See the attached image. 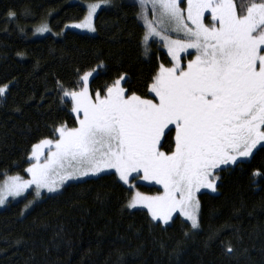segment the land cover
Returning a JSON list of instances; mask_svg holds the SVG:
<instances>
[{
  "label": "trees",
  "instance_id": "16d2710c",
  "mask_svg": "<svg viewBox=\"0 0 264 264\" xmlns=\"http://www.w3.org/2000/svg\"><path fill=\"white\" fill-rule=\"evenodd\" d=\"M98 1L0 0V86H9L0 98V183L25 176L32 145L53 138L55 127L76 126L57 81L74 90L80 74L102 66L93 95L123 74L129 93L147 96L159 65L170 66L156 43L144 51L139 8L126 0L96 14L93 35L63 31L84 18L82 3ZM41 24L51 33L36 35ZM220 175L215 194H198L196 231L179 216L162 226L129 209L131 190L112 173L69 183L27 212V198L10 202L0 211V264H264V150Z\"/></svg>",
  "mask_w": 264,
  "mask_h": 264
},
{
  "label": "snow or ice",
  "instance_id": "6c2138e0",
  "mask_svg": "<svg viewBox=\"0 0 264 264\" xmlns=\"http://www.w3.org/2000/svg\"><path fill=\"white\" fill-rule=\"evenodd\" d=\"M137 2L145 51L149 39L158 38L171 66L159 65L146 84L147 96L129 93L123 74L94 96L91 71L78 76L74 90L57 81L61 103L65 97L71 100L77 126L62 124L53 138L32 145L28 159L35 163L25 169L30 179L8 176L0 185V206L33 185L40 197L41 190L56 193L66 181L114 170L129 187L136 173V179L163 188L155 196L134 192L129 209L146 208L153 221L165 225L178 211L195 230L200 227L196 193L216 192L221 171L252 157L258 145L264 150V0H247L239 8L235 0H187L186 9L182 0ZM108 3L89 4L87 15L71 27L95 32L93 17ZM205 13L212 23L204 22ZM15 15L8 13L10 19ZM49 31L47 24L35 29ZM189 49L194 50L191 59ZM183 59H188L186 67ZM8 88L0 86V98ZM173 131V143L163 151Z\"/></svg>",
  "mask_w": 264,
  "mask_h": 264
},
{
  "label": "rangeland",
  "instance_id": "374dc122",
  "mask_svg": "<svg viewBox=\"0 0 264 264\" xmlns=\"http://www.w3.org/2000/svg\"><path fill=\"white\" fill-rule=\"evenodd\" d=\"M126 1H128V2H132V3H135V4L138 6V8H139V12H140V6H139L137 0H126ZM98 2H100V1H98ZM98 2H84V3H82L83 6L86 8V13H85V15H87V8H88V5H89V4L98 3ZM107 6H108V4H106V5H105V4H102L101 7L97 9L96 14H97L102 8L107 7ZM181 6H182L183 8L186 9V7H187V0H182ZM148 14H149V17H150V16H151V8H150V6H149V9H148ZM95 16H96V15H95ZM95 16L93 17V25H94V19H95ZM205 17L207 18V19L204 21L206 24H210V23H212V21H211V17H210V13H205ZM138 19H139V22L143 25V27H144V29H145V26H144V22H143V20L140 19L139 16H138ZM185 19H187V13H186V12H185ZM82 20H83V19H82ZM82 20H81V21H82ZM81 21H79V22H73V23H69V24H67V25L64 27L63 31L69 30V31H74V32H78V33H82V34H89V35H93V34H95V32H89V31H87L86 29H81V28H74V27H71V25L79 24ZM145 31H146V29H145ZM46 33H51V31H49V32H45V33H43V34H46ZM43 34L36 33V35H43ZM169 34H170L173 38H178L176 33H169ZM144 35H145V34H144ZM151 43H156V44H157V45H158V46H159V47H160V48H161V49L167 54L168 58H169L170 61H171V57L169 56V54H168V50H167V48L164 46V42H163V41L159 40L158 38L151 37V38L149 39V41H148V45H147V47H148V51H149V49H150V44H151ZM142 45H143V49H144V51H145V44H144L143 41H142ZM145 52H146V51H145ZM188 52L191 53L192 55H188V54H186V53H181V56L183 57V56H185V55H188V59H191L192 56L194 55V50H193V49H189ZM188 59H183V60H182V64H183V66H185V67L187 66ZM171 63H172V61H171ZM170 66H171V64H170ZM101 68H102V66H100V67H96V68L90 70V71L93 73L92 77L95 76V74H96V73L99 71V69H101ZM92 77H90V80H91ZM81 83H82V82H81ZM122 83H123V82H122ZM148 95H150V94H148ZM93 96H94V95H93ZM65 99H66V100H69L70 103H71V100H70L69 98L65 97ZM71 105H72V103H71ZM81 118H82V116H81ZM76 126H77V125H76ZM167 146H168V144H167L166 146H164V148H163L162 150H163V151H168L169 148H168ZM258 147H260V146L258 145L257 148H258ZM45 151H47V149H45ZM254 151H255V150H254ZM248 159H249V158H248ZM248 159H247V160H248ZM28 161H29V159H28ZM244 161H246V160H244ZM32 163H35V161H29V165H28L27 167H29L30 164H32ZM232 166H234V165H230V166H228V167H232ZM27 167H26V168H27ZM109 173H112V174L115 175L114 170H109V171H106V172H102V173L98 174L97 176H88V177H83V178H80V179H77V180L66 181V182L60 187V190H59L58 192H60V191L62 190V188H63L64 186H66L67 184H69V183L80 182V181H83V180H86V179H90V178L98 177V176H100V175H102V174H109ZM140 175L142 176V173H141ZM8 176H16V175H8ZM8 176H6V177L3 179V181L0 183V185L3 184L4 180H5ZM19 176L23 177L24 179H30V176L28 175L27 172H25V176H22V175H19ZM115 176H116V175H115ZM136 176H137V174H136V173H133L132 176L129 178L132 187H129V185L124 184L123 182L120 181L124 186H126L127 188H129V189L131 190V197H132L133 193L136 192V191H139V192H141V193H143V194H145V195H148V196H155V195H158V194H159V192H157V194H156V193H154V194H148V193L143 192V191L141 190V187H143V186H144V187H149V186H151L150 184H152V183H149V182H147V181H145V180H143V179H136V178H135ZM117 179H118V178H117ZM118 180H119V179H118ZM34 189H35V186L33 185L32 188H29V189H28L26 192H24V194L21 195V196H17V197H15V198H13V197H11V196L7 197V199L5 200V203H4L2 206H0V211H1L2 209H4V208H5L10 202H17V201H20V200H22V199H24V198H27L26 203L24 204V212H27V211L30 210V209H31L36 203L40 202L44 196H50V195H54V194H57V193H58V192H56V193H49V192H47L46 190H41V195H40V197H36V196H35V191H34ZM203 192H205V193H209V194H215V193H216V192H212V191H210V190H208V189L205 188V189H201L199 192L196 193V198L198 197V194H199V193H203ZM131 197H130V199H131ZM129 201H130V200H129ZM29 202H31V203L29 204ZM26 205H28V206L26 207ZM135 209H142V210H145V211L147 212V209H146V208H139V207H138V208L131 209V210H135ZM147 214H148V212H147ZM148 215H149V214H148ZM175 216H179L181 219H183L184 221H186L182 216H180V214H179L178 211L175 212V213H173V218H174ZM149 217H150V215H149ZM150 218H151V217H150ZM173 218H172V219H173ZM198 218H199V216H198ZM151 220H152V219H151ZM152 221H153V220H152ZM153 222H155V223H159V224H161L162 226H166L165 224H162V223H160L159 221H153ZM170 222H171V220L169 221V223H168L167 225H169ZM186 222H188V221H186ZM188 223L190 224V222H188ZM190 226H191V224H190ZM192 230H194V229H192ZM196 230H198V229H195L194 231H196Z\"/></svg>",
  "mask_w": 264,
  "mask_h": 264
},
{
  "label": "flooded vegetation",
  "instance_id": "af4514ba",
  "mask_svg": "<svg viewBox=\"0 0 264 264\" xmlns=\"http://www.w3.org/2000/svg\"><path fill=\"white\" fill-rule=\"evenodd\" d=\"M173 136H174V131L169 135V136H167L166 138H169L168 139V142H167V144H168V148L170 147V145H172V143H173ZM165 138V139H166ZM165 139H164V141H163V143L165 142ZM166 144V145H167ZM165 145V146H166ZM151 186H149V187H151V188H153L154 190H156L157 192H159V194H161L162 192H163V188L160 186V185H157V184H155V183H152V184H150ZM157 192H155L156 194H157ZM154 194V193H153Z\"/></svg>",
  "mask_w": 264,
  "mask_h": 264
}]
</instances>
